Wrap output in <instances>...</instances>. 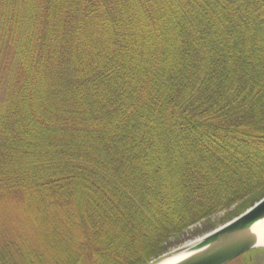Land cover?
Listing matches in <instances>:
<instances>
[{
	"label": "trees",
	"instance_id": "1",
	"mask_svg": "<svg viewBox=\"0 0 264 264\" xmlns=\"http://www.w3.org/2000/svg\"><path fill=\"white\" fill-rule=\"evenodd\" d=\"M264 198V0H0V264H154Z\"/></svg>",
	"mask_w": 264,
	"mask_h": 264
},
{
	"label": "water",
	"instance_id": "2",
	"mask_svg": "<svg viewBox=\"0 0 264 264\" xmlns=\"http://www.w3.org/2000/svg\"><path fill=\"white\" fill-rule=\"evenodd\" d=\"M262 220L264 198L234 220L195 241L193 246L176 250L188 254L170 264H228L260 247L251 228Z\"/></svg>",
	"mask_w": 264,
	"mask_h": 264
},
{
	"label": "rangeland",
	"instance_id": "3",
	"mask_svg": "<svg viewBox=\"0 0 264 264\" xmlns=\"http://www.w3.org/2000/svg\"><path fill=\"white\" fill-rule=\"evenodd\" d=\"M237 209L238 207L235 206L231 208L230 210L215 214L212 217L202 221L201 223L186 229L182 234L177 236L173 241H169L168 243L170 246L169 247L170 249H168L169 252L163 255V258L173 254L176 250L181 249L184 246H187L197 241L198 239L204 237L205 235L213 232L214 230L224 226L225 224L229 223L233 219L237 218L239 216L238 214H236ZM247 210L248 209H246V211ZM261 249L264 250V248L262 247ZM259 255L261 259L262 258L264 259V256L262 254H259ZM263 259L261 260L260 264H263L262 263ZM230 264H235V263L231 262Z\"/></svg>",
	"mask_w": 264,
	"mask_h": 264
},
{
	"label": "bare ground",
	"instance_id": "4",
	"mask_svg": "<svg viewBox=\"0 0 264 264\" xmlns=\"http://www.w3.org/2000/svg\"><path fill=\"white\" fill-rule=\"evenodd\" d=\"M251 231L256 235L257 240H258V245L264 248V220L259 221L254 226H252ZM194 244H196V242H193L189 245L193 246ZM187 254L188 252H185V251L175 252L165 257L158 263L159 264H170V263L180 260L181 258H184L185 256H187Z\"/></svg>",
	"mask_w": 264,
	"mask_h": 264
},
{
	"label": "flooded vegetation",
	"instance_id": "5",
	"mask_svg": "<svg viewBox=\"0 0 264 264\" xmlns=\"http://www.w3.org/2000/svg\"><path fill=\"white\" fill-rule=\"evenodd\" d=\"M259 254H262L264 256V250L259 248L257 250L252 251V252H248L233 262L235 264H260V262L263 258L261 259ZM245 255H246V257H245ZM262 263L264 264V259H263Z\"/></svg>",
	"mask_w": 264,
	"mask_h": 264
}]
</instances>
